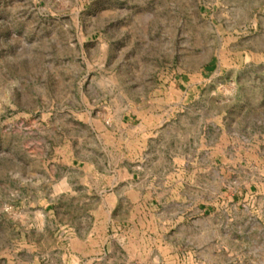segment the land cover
Masks as SVG:
<instances>
[{
	"label": "rangeland",
	"instance_id": "obj_1",
	"mask_svg": "<svg viewBox=\"0 0 264 264\" xmlns=\"http://www.w3.org/2000/svg\"><path fill=\"white\" fill-rule=\"evenodd\" d=\"M225 204L240 251L264 0H0V264H201Z\"/></svg>",
	"mask_w": 264,
	"mask_h": 264
},
{
	"label": "crops",
	"instance_id": "obj_2",
	"mask_svg": "<svg viewBox=\"0 0 264 264\" xmlns=\"http://www.w3.org/2000/svg\"><path fill=\"white\" fill-rule=\"evenodd\" d=\"M233 204H225L221 212V221L212 224L208 228L211 232L212 243L218 242L210 254H201L203 256L201 264H237L235 258L241 257L238 264H264V204H242V226L247 229L243 232V242L241 250L235 249L234 245V215L232 212ZM201 204L197 206L199 218L202 216ZM180 215V213H179ZM217 213L212 214V219L217 217ZM220 223V224H219ZM206 228V227H205ZM224 228V233L221 229ZM220 229V232H218ZM200 232L202 227L198 229ZM201 237V234H199ZM195 257L198 258L197 247L193 249ZM197 252V253H196ZM200 256V257H202Z\"/></svg>",
	"mask_w": 264,
	"mask_h": 264
}]
</instances>
